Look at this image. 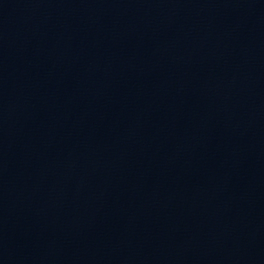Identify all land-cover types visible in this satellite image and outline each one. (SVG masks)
Here are the masks:
<instances>
[{"label":"water","instance_id":"1","mask_svg":"<svg viewBox=\"0 0 264 264\" xmlns=\"http://www.w3.org/2000/svg\"><path fill=\"white\" fill-rule=\"evenodd\" d=\"M0 264H264V0H0Z\"/></svg>","mask_w":264,"mask_h":264}]
</instances>
